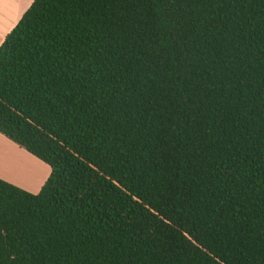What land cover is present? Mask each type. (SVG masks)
Returning <instances> with one entry per match:
<instances>
[{"label": "trees", "instance_id": "obj_1", "mask_svg": "<svg viewBox=\"0 0 264 264\" xmlns=\"http://www.w3.org/2000/svg\"><path fill=\"white\" fill-rule=\"evenodd\" d=\"M0 135V264H264V0H32Z\"/></svg>", "mask_w": 264, "mask_h": 264}, {"label": "rangeland", "instance_id": "obj_2", "mask_svg": "<svg viewBox=\"0 0 264 264\" xmlns=\"http://www.w3.org/2000/svg\"><path fill=\"white\" fill-rule=\"evenodd\" d=\"M1 143L6 144L0 140V163L5 164L0 165V170L3 169L1 174L4 175H1L3 178L0 179L28 193L36 194L48 176L47 165L21 149L19 152L18 147L15 148L14 145L6 144L4 147Z\"/></svg>", "mask_w": 264, "mask_h": 264}, {"label": "crops", "instance_id": "obj_3", "mask_svg": "<svg viewBox=\"0 0 264 264\" xmlns=\"http://www.w3.org/2000/svg\"><path fill=\"white\" fill-rule=\"evenodd\" d=\"M31 2L32 0H0V44L3 41L5 35L15 26ZM0 140L13 146L11 142L3 138L1 135ZM6 144L1 143V145H5L4 147L7 146ZM19 152L21 151L19 150ZM2 170H0V178H3L2 176H4L1 174Z\"/></svg>", "mask_w": 264, "mask_h": 264}, {"label": "bare ground", "instance_id": "obj_4", "mask_svg": "<svg viewBox=\"0 0 264 264\" xmlns=\"http://www.w3.org/2000/svg\"><path fill=\"white\" fill-rule=\"evenodd\" d=\"M1 163L3 164V162H1ZM1 163H0V165H1ZM3 165H5V164H3ZM3 165H2V166H3ZM8 169H9V168H8ZM11 170L13 171L14 169L12 168ZM11 173H12V172H11Z\"/></svg>", "mask_w": 264, "mask_h": 264}]
</instances>
